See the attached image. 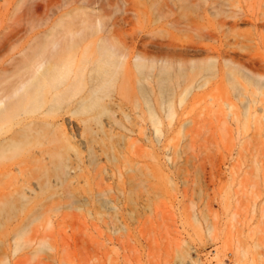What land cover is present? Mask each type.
<instances>
[{
    "label": "rangeland",
    "instance_id": "obj_1",
    "mask_svg": "<svg viewBox=\"0 0 264 264\" xmlns=\"http://www.w3.org/2000/svg\"><path fill=\"white\" fill-rule=\"evenodd\" d=\"M63 25L86 37L64 54L72 70L57 69L68 80L0 112V134L26 108L51 124L27 153L0 154V190L24 201L0 220V264H235L241 200H257L264 227V0H0V100L35 72L36 46L70 35ZM103 43L120 58L104 63ZM87 117L118 123V160L90 164L65 121ZM102 134L97 121L85 132ZM132 168L137 209L118 199ZM99 190L96 210L85 197Z\"/></svg>",
    "mask_w": 264,
    "mask_h": 264
},
{
    "label": "bare ground",
    "instance_id": "obj_2",
    "mask_svg": "<svg viewBox=\"0 0 264 264\" xmlns=\"http://www.w3.org/2000/svg\"><path fill=\"white\" fill-rule=\"evenodd\" d=\"M87 22H84V24ZM89 24V23H88ZM85 27V25H83ZM70 35H64L63 39L59 38V35H49L43 43H40L33 49L32 55L29 57L31 65L36 66L35 72L29 69L31 77L24 82L18 89L15 90L14 96H12L9 103H4L0 100V112L3 106H12L15 104H22L24 98L33 93L36 90H40L42 87H54L58 84L64 83L68 80L60 68H70L72 70L74 60L68 61L65 59L64 54L71 51L78 43L83 39H78V35L81 33H74L71 26H64ZM88 29L87 26L84 28ZM86 32V31H85ZM80 33V34H79ZM89 33V32H88ZM84 34V33H83ZM86 34V33H85ZM84 34V35H85ZM102 57H104V63L112 62L113 60L120 58L117 52L109 48L105 43L100 48ZM138 66H143V63L137 60ZM113 77L109 81H112ZM83 96L80 100H84ZM74 110H72V113ZM45 113L34 114L33 111H29L28 108L21 113L13 115V121L9 123L7 129L0 134V154H6L10 151L19 152L25 154L30 150V145L34 140L38 138L39 131L42 127L51 126L50 123L45 122ZM69 125H74L79 135V142L84 145L88 151V160L90 164L99 163L103 156L107 159L118 160L119 152L124 148V139L116 131L118 123L115 120L106 118L92 119L91 117L84 118L82 120L83 126L77 125L73 119L66 118L65 120ZM92 121H97L103 128V134L101 136L87 137L85 132L90 130ZM53 126V125H52ZM107 128V129H106ZM138 140V139H137ZM136 140V142H137ZM136 146V143H129L130 149ZM44 151H40L43 154ZM42 156V155H41ZM44 159V160H42ZM41 161L45 164L47 172L49 166L53 165L59 171L58 175L64 178L62 173V161L59 159L47 160L46 157L36 158L35 161ZM130 163L131 160L128 159ZM19 174H23V169L17 167ZM123 177V182L129 187V190L120 189L118 194L119 202L126 206H130L134 209L138 208V168H132L127 172H120ZM48 175H46L47 177ZM94 182L98 185L104 183V179L101 177L100 171L94 174ZM47 181H43L39 190L43 191L47 189ZM67 196L76 197V191L68 185ZM0 196L3 199L0 205V220L9 213L14 214L18 208H20L24 201L20 196L14 194L11 191L0 190ZM102 192L92 191L85 197L87 204L99 210L102 208L101 200ZM256 206L257 200L247 198L241 200L235 211V224H234V238L236 245L235 252V264H264V227L261 226L260 219L257 210H252L251 205ZM244 205H247L244 207ZM127 243V240L123 241ZM186 264H192L187 261Z\"/></svg>",
    "mask_w": 264,
    "mask_h": 264
}]
</instances>
